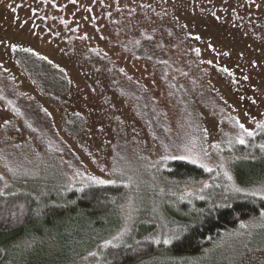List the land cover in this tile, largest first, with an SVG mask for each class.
Listing matches in <instances>:
<instances>
[{
	"label": "rangeland",
	"instance_id": "rangeland-1",
	"mask_svg": "<svg viewBox=\"0 0 264 264\" xmlns=\"http://www.w3.org/2000/svg\"><path fill=\"white\" fill-rule=\"evenodd\" d=\"M23 57L60 67L65 89L30 76ZM253 140L264 149V0H0V191L123 189L100 223L40 216L3 264H104L137 219L156 224L146 239L169 242L163 202L264 195L232 170ZM174 158L208 176L166 177ZM135 264H264V211L197 254L159 249Z\"/></svg>",
	"mask_w": 264,
	"mask_h": 264
},
{
	"label": "trees",
	"instance_id": "trees-1",
	"mask_svg": "<svg viewBox=\"0 0 264 264\" xmlns=\"http://www.w3.org/2000/svg\"><path fill=\"white\" fill-rule=\"evenodd\" d=\"M23 61L24 64L27 63L25 70L30 76L38 78L39 82L46 83L59 92L65 89L66 74L60 67L48 60L31 61L23 57ZM255 139L263 140L261 136ZM254 141L246 146H239L244 151L236 156L233 163V174L241 188L264 186V149L262 143H257L256 147ZM251 149L253 152H250ZM161 172L175 180H195L208 176V171L202 165L181 158L168 161L166 168ZM122 191L121 185L98 184L81 190L67 191L63 199H56V196L48 194L45 200H41L39 195H34L29 189L0 191V264L6 261L14 242L28 234L29 225L40 216L51 223L54 219L59 220L66 216L68 212L79 210L85 211L96 223H100L102 216L112 208V198ZM162 204L168 205L165 217L169 224L175 227L169 242L146 239L154 231L156 224L151 217V222L146 226L141 225V221L137 219L122 242H112L103 248L104 264H135L159 249L172 256L197 254L224 230L234 227L243 219L260 215L264 211V195H253L249 192L229 195L217 192L214 197L210 195L207 198L179 202L176 198L171 205L165 202ZM122 223L103 237H99L100 239H95L89 250L80 249L81 251L76 253L79 254L76 259L116 232ZM96 228L94 226V229Z\"/></svg>",
	"mask_w": 264,
	"mask_h": 264
},
{
	"label": "snow or ice",
	"instance_id": "snow-or-ice-1",
	"mask_svg": "<svg viewBox=\"0 0 264 264\" xmlns=\"http://www.w3.org/2000/svg\"><path fill=\"white\" fill-rule=\"evenodd\" d=\"M243 127H244V126L241 125V128H243ZM246 131H247V130H246ZM251 134H252V133L249 132V135H251ZM240 143H244V140L241 139V140H240ZM236 191H238V192H239V191H243V189H239V188H237ZM252 194L255 195L256 193H252ZM165 242L167 243L168 241H165Z\"/></svg>",
	"mask_w": 264,
	"mask_h": 264
}]
</instances>
